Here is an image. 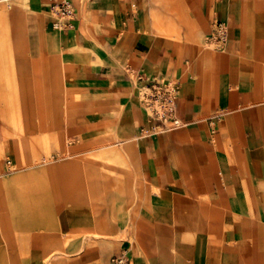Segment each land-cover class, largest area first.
<instances>
[{
	"label": "crops",
	"instance_id": "1",
	"mask_svg": "<svg viewBox=\"0 0 264 264\" xmlns=\"http://www.w3.org/2000/svg\"><path fill=\"white\" fill-rule=\"evenodd\" d=\"M59 1L0 0V264H264V0Z\"/></svg>",
	"mask_w": 264,
	"mask_h": 264
},
{
	"label": "built area",
	"instance_id": "2",
	"mask_svg": "<svg viewBox=\"0 0 264 264\" xmlns=\"http://www.w3.org/2000/svg\"><path fill=\"white\" fill-rule=\"evenodd\" d=\"M53 16L52 28L66 30L71 27L74 10L68 0L53 2L50 6ZM226 27L220 22L214 24L213 32L206 38L205 43L212 50L221 51L226 44ZM136 97L146 115L156 122L154 127L159 132L175 130L182 126V122L176 117L175 100L178 95L177 87L171 82L161 79L147 81L142 75H136ZM6 172L12 171L11 161L5 160ZM126 251L113 255L110 264H129Z\"/></svg>",
	"mask_w": 264,
	"mask_h": 264
},
{
	"label": "rangeland",
	"instance_id": "3",
	"mask_svg": "<svg viewBox=\"0 0 264 264\" xmlns=\"http://www.w3.org/2000/svg\"><path fill=\"white\" fill-rule=\"evenodd\" d=\"M2 31L3 32L5 31L4 28H2ZM6 72H7L8 86H9V89H10V94L12 96H14L15 90H14L13 79H12L11 73L9 71V68H7V71ZM12 105H13L14 108H16L15 102Z\"/></svg>",
	"mask_w": 264,
	"mask_h": 264
},
{
	"label": "bare ground",
	"instance_id": "4",
	"mask_svg": "<svg viewBox=\"0 0 264 264\" xmlns=\"http://www.w3.org/2000/svg\"><path fill=\"white\" fill-rule=\"evenodd\" d=\"M56 30H59V29H56Z\"/></svg>",
	"mask_w": 264,
	"mask_h": 264
}]
</instances>
